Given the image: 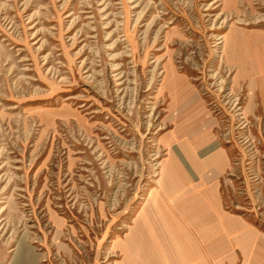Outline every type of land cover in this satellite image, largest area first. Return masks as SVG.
<instances>
[{
  "label": "rangeland",
  "instance_id": "obj_1",
  "mask_svg": "<svg viewBox=\"0 0 264 264\" xmlns=\"http://www.w3.org/2000/svg\"><path fill=\"white\" fill-rule=\"evenodd\" d=\"M258 63L264 0H0V264H132L200 127L224 207L264 230Z\"/></svg>",
  "mask_w": 264,
  "mask_h": 264
},
{
  "label": "crops",
  "instance_id": "obj_2",
  "mask_svg": "<svg viewBox=\"0 0 264 264\" xmlns=\"http://www.w3.org/2000/svg\"><path fill=\"white\" fill-rule=\"evenodd\" d=\"M254 71L263 76L264 105V64ZM192 138L164 161L136 227L132 264H264V230L223 205L226 152L209 129L200 127Z\"/></svg>",
  "mask_w": 264,
  "mask_h": 264
}]
</instances>
